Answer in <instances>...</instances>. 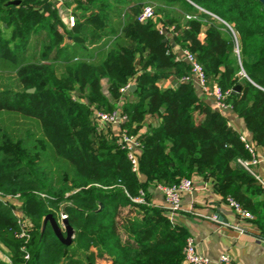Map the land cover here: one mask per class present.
I'll return each mask as SVG.
<instances>
[{
  "label": "trees",
  "instance_id": "16d2710c",
  "mask_svg": "<svg viewBox=\"0 0 264 264\" xmlns=\"http://www.w3.org/2000/svg\"><path fill=\"white\" fill-rule=\"evenodd\" d=\"M8 1L0 0V264H183L187 233L133 198L142 189L148 202L149 189L193 175L247 209L264 240L263 186L236 163L249 154L226 118L180 80L189 67L175 57L189 50L209 89L230 90L224 101L264 149L256 0H65L75 16L69 29L52 0ZM143 5L169 36L135 19ZM130 82L132 98L121 92ZM116 107L140 143L136 173L94 117ZM147 116L157 123L140 131ZM46 214L65 215L68 244L48 222L41 232Z\"/></svg>",
  "mask_w": 264,
  "mask_h": 264
},
{
  "label": "crops",
  "instance_id": "0c3cea01",
  "mask_svg": "<svg viewBox=\"0 0 264 264\" xmlns=\"http://www.w3.org/2000/svg\"><path fill=\"white\" fill-rule=\"evenodd\" d=\"M151 21L156 28L161 26L156 16ZM165 34L169 36L167 32ZM203 36L204 34L200 33L199 39H202ZM179 51L180 49H176L177 54ZM131 84L133 85L132 82H130ZM167 85H169V80L160 83L161 87ZM194 88L196 95L214 109V98L204 94L196 85ZM123 93L128 98H132L127 95V92ZM219 112L226 118L228 126L252 143L242 118L238 117L231 108ZM156 123L157 119L147 116L140 131ZM106 130L114 136L117 135V127L115 126H107ZM255 150L259 157L264 158L263 148L256 147ZM252 169L263 186L264 204V165L259 162ZM137 175L141 181L144 180L142 175ZM191 179L193 189L181 196L179 209L171 211L166 208L162 195L156 188L149 189L151 208L162 209L164 215L172 223L182 228L187 235H191L198 251L211 259L212 264L223 253L229 255L236 264H264V240L259 236L258 229L253 223V216L252 219L238 217L226 205L223 200L224 197L217 193L209 177L193 175Z\"/></svg>",
  "mask_w": 264,
  "mask_h": 264
},
{
  "label": "built area",
  "instance_id": "2783aa9c",
  "mask_svg": "<svg viewBox=\"0 0 264 264\" xmlns=\"http://www.w3.org/2000/svg\"><path fill=\"white\" fill-rule=\"evenodd\" d=\"M57 3V9L59 16L64 26L69 29L75 24V16L68 7H63L65 0H52ZM154 17L153 8L150 5H143L136 13L135 19L138 22H146ZM160 33L167 32L170 34V29L167 30L161 26L157 27ZM176 58L182 59L188 64L189 73L180 77L181 81H191L196 85L204 94L210 95L214 98V109L221 111L226 108H230L224 101L230 93V90L221 92L218 87L212 86L209 89L205 84V75L196 61L194 55L187 49H180L179 53H176ZM243 74V73H241ZM130 83L121 88V92L126 91L129 88ZM94 117L98 125L115 126L117 127L116 142L120 149L125 152V156L130 163L131 170L137 172V157L139 154L140 143L135 135L128 134L126 129L122 126V122L126 119V115L122 113L117 107L111 111L95 110ZM239 140L242 142L244 149L248 152V158H237L236 163L253 175L259 182L260 180L255 175L252 167L262 162L264 165V158L257 155L256 150L252 143L247 141L244 136L238 135ZM160 191L163 199V203L171 211H176L180 207L181 196L193 189V181L188 177H179L170 185H156L155 187ZM227 206H229L234 213L244 219H252V214L245 209L239 202L230 196L223 198ZM133 201L137 203H148L145 200V193L142 189H138L137 195L133 198ZM65 218L64 214H60V219ZM22 227L24 225L22 224ZM23 235V231L20 233ZM183 264H212L213 261L207 256L198 251L196 243L191 235H187L184 239L182 246ZM27 258V254L24 255ZM214 264H236L232 261L231 257L225 253L220 254Z\"/></svg>",
  "mask_w": 264,
  "mask_h": 264
},
{
  "label": "water",
  "instance_id": "95a60500",
  "mask_svg": "<svg viewBox=\"0 0 264 264\" xmlns=\"http://www.w3.org/2000/svg\"><path fill=\"white\" fill-rule=\"evenodd\" d=\"M256 1L259 3L260 8H261L262 12L264 13V0H256ZM7 3L14 4V3H17V0H11V1H8ZM162 40L165 41L166 39H162ZM129 89L133 90L134 85L131 84L129 86ZM26 91L31 92V91H33V88H29ZM238 91H239L238 85H235L231 90L232 93H237ZM46 222L49 223L53 234L55 235V237L58 239L59 242H61L63 244H68L71 241V239L73 237V229L67 223L65 218L60 219V221H56L51 216V214H46L43 217L42 222H41V232H42Z\"/></svg>",
  "mask_w": 264,
  "mask_h": 264
},
{
  "label": "rangeland",
  "instance_id": "374dc122",
  "mask_svg": "<svg viewBox=\"0 0 264 264\" xmlns=\"http://www.w3.org/2000/svg\"><path fill=\"white\" fill-rule=\"evenodd\" d=\"M60 20H61V18H60ZM61 22H62V20H61ZM102 89H103V91L106 93V84H105V80H102ZM124 92H126V91H124ZM10 200H14V199H10Z\"/></svg>",
  "mask_w": 264,
  "mask_h": 264
}]
</instances>
